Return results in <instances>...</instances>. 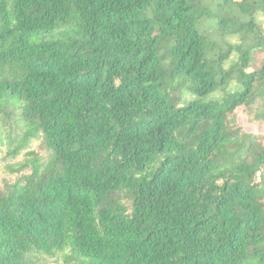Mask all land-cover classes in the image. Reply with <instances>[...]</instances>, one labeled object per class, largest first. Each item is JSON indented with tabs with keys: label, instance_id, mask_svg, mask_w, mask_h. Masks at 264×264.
<instances>
[{
	"label": "trees",
	"instance_id": "16d2710c",
	"mask_svg": "<svg viewBox=\"0 0 264 264\" xmlns=\"http://www.w3.org/2000/svg\"><path fill=\"white\" fill-rule=\"evenodd\" d=\"M262 17L264 0H0V158L49 151L0 190V264H264Z\"/></svg>",
	"mask_w": 264,
	"mask_h": 264
},
{
	"label": "rangeland",
	"instance_id": "374dc122",
	"mask_svg": "<svg viewBox=\"0 0 264 264\" xmlns=\"http://www.w3.org/2000/svg\"><path fill=\"white\" fill-rule=\"evenodd\" d=\"M262 24L264 26V17H262ZM208 23V22H206ZM227 41L235 42V37H229L227 38ZM235 58V56H233ZM238 86L235 83H230V85L226 88L227 91H231L236 89ZM224 93V90H217L205 97L206 100L210 99H219ZM189 95L185 94V96L181 99V103L184 101H187L191 99ZM239 121L242 123V113H239ZM249 130L250 128L247 127ZM261 131L264 133V129H261ZM27 151H34L37 156L41 159H46L49 155V151L47 150L46 146L44 145L43 140L34 141L31 143V146L27 147L24 151L20 152L19 155L14 158H0V190L5 191L7 190V186L11 185L13 182V178L15 174H18L17 172L11 171L10 167L13 165V162L17 161H23L26 155ZM1 154V152H0ZM1 157V155H0ZM33 264H70V262H67L62 256L56 258L54 256H47L43 255L42 257H39L38 259H34Z\"/></svg>",
	"mask_w": 264,
	"mask_h": 264
}]
</instances>
